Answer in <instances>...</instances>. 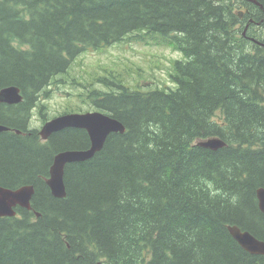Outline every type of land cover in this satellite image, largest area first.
I'll use <instances>...</instances> for the list:
<instances>
[{"label": "trees", "instance_id": "16d2710c", "mask_svg": "<svg viewBox=\"0 0 264 264\" xmlns=\"http://www.w3.org/2000/svg\"><path fill=\"white\" fill-rule=\"evenodd\" d=\"M252 39L264 43V0H0V90L24 97L0 103V186L35 187L30 211L0 217V264H264L228 231L264 241V47ZM147 41L185 56L168 84L137 89L112 70L71 80L126 133L68 165L55 198L54 157L90 139L43 141L32 112L50 119L41 99L83 53ZM214 137L228 146L197 145Z\"/></svg>", "mask_w": 264, "mask_h": 264}, {"label": "water", "instance_id": "95a60500", "mask_svg": "<svg viewBox=\"0 0 264 264\" xmlns=\"http://www.w3.org/2000/svg\"><path fill=\"white\" fill-rule=\"evenodd\" d=\"M256 44L263 46L264 43L252 39ZM21 89L17 86H7L0 90V103L17 105L23 101ZM67 129H79L88 133L90 147L83 150H65L59 152L50 168L49 178L46 184L51 194L57 199L67 197L65 184V168L67 165L82 163L91 160L101 152L111 134H125L126 127L118 119L101 111L86 113H66L46 122L40 129V137L47 141L56 133ZM6 126L0 125V133L9 131ZM20 133V132H18ZM200 147L217 151L227 146L221 138H212L198 143ZM35 195L33 185L23 186L19 189H8L0 186V217H15L16 208L31 210V202ZM259 209L264 215V188L257 191ZM40 214H37L39 217ZM228 231L238 244L247 252L253 255L264 257V241L259 240L249 231H242L237 226H229Z\"/></svg>", "mask_w": 264, "mask_h": 264}, {"label": "rangeland", "instance_id": "374dc122", "mask_svg": "<svg viewBox=\"0 0 264 264\" xmlns=\"http://www.w3.org/2000/svg\"><path fill=\"white\" fill-rule=\"evenodd\" d=\"M184 59L182 52L154 41L118 43L101 51L89 50L76 59L66 75L58 78L55 86L50 88V96L41 99L46 106V117L94 111L90 102L78 97L80 88L70 84L73 78L89 80L94 75L112 70L121 73L133 88L153 84L164 86L170 82L169 73L174 62ZM29 126L31 129L42 126L38 109L32 112Z\"/></svg>", "mask_w": 264, "mask_h": 264}, {"label": "bare ground", "instance_id": "6f19581e", "mask_svg": "<svg viewBox=\"0 0 264 264\" xmlns=\"http://www.w3.org/2000/svg\"><path fill=\"white\" fill-rule=\"evenodd\" d=\"M54 159H55V157H54ZM54 162V161H53ZM258 191V190H257ZM258 200V199H257ZM258 206H259V203H258Z\"/></svg>", "mask_w": 264, "mask_h": 264}]
</instances>
